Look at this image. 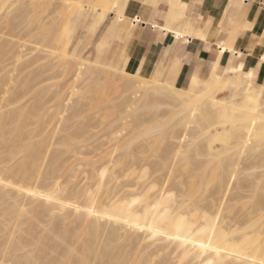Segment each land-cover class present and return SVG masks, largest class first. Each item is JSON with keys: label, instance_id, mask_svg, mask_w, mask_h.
Returning a JSON list of instances; mask_svg holds the SVG:
<instances>
[{"label": "bare ground", "instance_id": "6f19581e", "mask_svg": "<svg viewBox=\"0 0 264 264\" xmlns=\"http://www.w3.org/2000/svg\"><path fill=\"white\" fill-rule=\"evenodd\" d=\"M8 1L0 0L3 25L34 20L42 28L54 26L45 29L47 35L42 31L47 41L45 36L38 40L41 32L35 39L45 41L40 60L51 57L41 75L58 67L73 82L95 73L117 78L113 84L126 92L117 112L134 113L140 102L147 109L165 103L181 114L176 124L181 129L152 135L154 128L148 127L122 134L116 125L117 131L89 136L94 121L76 120L85 110L81 98L69 104L82 84L78 88L72 82L65 96L54 92L59 114L69 106L71 111L58 117L49 133L40 122L46 112L41 91L30 104H18L45 76L39 78L33 67L18 83L14 70L3 64L10 71L0 75V264H264V47L258 45L263 52L246 68V54L235 47L236 31L243 27L242 12L235 9L227 17V25L232 24L227 36L214 39L236 0H223L215 19L203 27L194 22L200 13L186 15V0H150L152 6L133 15L128 14L133 0H59V20L46 24L31 14L35 0H16L18 8L12 1L15 12ZM8 5L14 12L10 17ZM160 8L162 21L148 18ZM88 11L91 18L76 35ZM146 25L157 35V47L167 37L181 39L185 47L193 39L206 50L215 45L207 75L192 73L187 87L180 88L175 83L182 54L161 71L160 63L152 70L156 57L149 52L127 71L128 46ZM10 41L1 42L0 61L15 46ZM35 42L34 50L40 51ZM23 48L6 57L14 58L10 64L16 62V69ZM142 109L129 119L117 114L121 126L129 123L134 131L148 121Z\"/></svg>", "mask_w": 264, "mask_h": 264}, {"label": "rangeland", "instance_id": "374dc122", "mask_svg": "<svg viewBox=\"0 0 264 264\" xmlns=\"http://www.w3.org/2000/svg\"><path fill=\"white\" fill-rule=\"evenodd\" d=\"M14 2V0H11V2ZM49 0H38V1H34L35 2V6H34V10L32 11L33 13H31V14H37V16H35V17H37L38 18V20H39V18H41V20L46 24V22L45 21H49L50 19L51 20H53V21H55V22H57L58 20H59V17H60V14H59V12H60V7H57L56 5H55V3H59V0H51L53 3L52 4H49L48 5V7H46V5H47V2H48ZM13 2L11 3V5L13 4ZM16 2V3H15ZM15 2H14V7L15 8H18V6H20L19 4H18V6L16 5L17 4V1L15 0ZM39 2L42 4L41 6H40V4H39ZM151 3V2H150ZM8 4H10V0L8 1ZM46 4V5H45ZM13 5L12 6H10L11 8L13 7ZM40 6V7H39ZM7 7H9V5L7 6ZM8 8V9H11V8ZM45 8L46 7V9L47 10H45V9H42V10H39L40 8ZM39 8V9H38ZM8 9H5V10H3L4 12L7 10L8 11ZM13 9V11L15 12V10H14V8H12ZM12 9L11 10H9L10 12H9V14H8V16L10 17V16H12V14L14 13L13 11H12ZM38 9V10H37ZM45 10V11H44ZM160 10L161 11H158V14H163V8H160ZM7 11L5 12V13H7ZM39 11V12H38ZM41 11H44V12H41ZM3 12V13H4ZM12 12V13H11ZM34 12H36V13H34ZM38 12V13H37ZM11 13V14H10ZM2 14V12L0 13V15ZM128 14L130 15V12L128 11ZM2 17H0V35H1V38L3 37V35H5L3 38L5 39V38H8V40L6 39V40H4L3 38H2V40H1V38H0V44H1V42L2 43H4L5 41H10V39L11 40H16L17 38L18 39H20L19 41H18V39H17V41H15L16 42V44H15V42H12V41H10L11 43H14L15 44V46H13L14 47V50L16 49V48H18V49H20V47H21V49L20 50H22V48H23V46H24V53H23V57L18 61V63L19 62H21V60L23 59V61L21 62V63H19V68L18 69H16V65H17V63L16 62H14L15 64V66H13V65H11V64H13L12 63V60L14 59V58H12L11 59V61H10V58L13 56L14 57V54L12 55L11 53L12 52H18L19 50L18 49H16V51H14L13 50V47H12V51L10 52V54L9 53H7L5 56H4V58H5V62H3L2 63V61H4V58H3V60L2 61H0V66H1V69H3V70H1V72H0V75H4V73H3V71L4 72H8V70H7V68H4L3 66L7 63V65H8V68H10V70H14L13 71V74H15L17 77H18V79H19V77H20V79L19 80H17L16 78L17 77H15V80H16V82H18L19 83V81L22 79V75L23 74H25L26 72H28V71H30V69L31 70H33L34 68V71H37V72H39V71H41V69L40 68H42L43 69V71H44V64L47 62H49V61H51V57H44V58H42L43 56V54H45V52H42V54L40 53L41 52V49H43V46H42V44L45 42V41H47L48 39V37H46V35H47V33H46V28L47 27H49L50 25H46L44 28H42V26H44V25H42V23L41 24H39V23H37V21H26V20H23V21H21V20H17V22L19 23V22H22V23H19V25H15V26H12V25H10L9 23H7V24H4L3 25V22L2 21H6V19H4V16H3V14L1 15ZM5 16H6V14H5ZM47 16V17H46ZM32 17H33V15H32ZM44 18V19H43ZM90 18H91V13H90V11H88L86 14H85V21H84V23L82 24L83 26L81 27V28H79V31H78V33H76V35H79L80 34V32H82V31H84V29H85V25H87L88 24V22H89V20H90ZM3 19V20H2ZM46 19V20H45ZM2 20V21H1ZM50 20V21H51ZM42 21H40L39 20V22H42ZM7 22V21H6ZM6 22H4V23H6ZM32 24H31V23ZM26 23H28L29 25H30V27H28L27 25H25ZM37 23V24H36ZM49 23V22H48ZM47 23V24H48ZM10 25L9 27H6L7 25ZM22 24V26H23V28L24 29H21L20 30V25ZM16 26H18V27H16ZM27 26V27H26ZM41 26V27H40ZM26 27V28H25ZM40 27V28H39ZM51 27V29H54V26H50ZM10 28V29H9ZM11 28H13L12 30H11ZM16 28H18V30L16 29ZM30 28V29H32V32H34V34L33 35H31L30 36V34H28V33H26L27 31H28V29ZM36 30H35V29ZM38 28V29H37ZM9 29V30H8ZM27 31H26V30ZM29 29V30H30ZM34 29V30H33ZM10 30H11V33H10ZM23 30V31H22ZM45 31L43 34H45L46 33V35H43L42 34V31ZM8 31V32H7ZM18 31V32H17ZM20 31H21V33H20ZM38 31V32H37ZM3 32L5 33V34H3ZM12 32H14V34L12 33ZM31 32V31H30ZM36 32H37V34H36ZM39 32H41V34L42 35H40V36H42L41 38H38V37H36L37 35H38V33ZM12 34V36H11V38H10V36L8 35L7 36V34ZM15 35V37L16 38H14L13 36ZM7 36V37H6ZM39 36V35H38ZM44 36L46 37V39H44L45 41H43L42 42V44H38L39 42L38 41H36L35 39H37L38 38V40L40 39H42V38H44ZM141 37V36H140ZM23 38V39H22ZM13 40V41H14ZM22 40H24V41H22ZM36 42H35V41ZM39 40V41H40ZM21 41V42H20ZM27 41V42H26ZM42 41V40H41ZM17 42H18V44H17ZM22 42H24L23 43V45L22 46H18L19 44H22ZM26 42V43H25ZM37 43V46H36V48L39 46V47H41L42 46V48H40V51H35V50H38V49H35L34 50V48H35V44L34 45H32V43ZM13 44V45H14ZM26 46H25V45ZM16 45H17V47H16ZM16 47V48H15ZM164 47V46H163ZM27 48V49H26ZM33 50V51H31L30 52V50ZM45 49V48H44ZM43 49V50H44ZM89 49H91V46H89L88 48H84L83 49V51H82V53H88V50ZM145 49H146V43H144L143 45H141L140 46V48H139V52H138V55H140L141 53H143L144 51H145ZM25 51H26V53H25ZM28 52V53H27ZM165 53V47L163 48V54ZM35 54H38V55H35ZM11 56L10 58H9V60L8 61H10L9 63H8V61H7V58L6 57H8V56ZM37 56V57H35L36 58V61H34L35 60V58H33V59H31V60H28V59H30L28 56ZM40 56H42L41 58V60H40ZM25 57H26V60H25ZM39 57V58H38ZM162 57H163V55H162ZM162 57L159 59V60H157L156 58H155V60L153 61V66H152V70L154 69V66H156L158 63H160L161 64V71H164V69H165V66L163 65V60H162ZM136 58V57H135ZM135 58H133V60H132V62L128 65V68H127V71H129V72H132L133 71V69H134V65H135V61H136V59ZM37 59H39V60H37ZM14 61V60H13ZM26 61V62H25ZM30 62V61H32V63H34L33 65H32V63L30 64L31 66H28L29 65V63L28 62ZM38 61V62H37ZM37 63V65H36V63ZM11 63V64H10ZM26 63H28V65H26V67L24 66L23 67V64L25 65ZM43 64V67H40V66H42V65H40V64ZM46 63V64H47ZM4 64V65H3ZM45 64V65H46ZM6 65V66H7ZM12 66H13V68H12ZM17 66V67H18ZM132 66V67H131ZM3 67V68H2ZM15 67V68H14ZM21 67L23 68V69H21ZM34 67V68H33ZM26 68V69H25ZM33 68V69H32ZM38 70H37V69ZM6 70V71H5ZM9 70V71H10ZM17 70H18V73H15V72H17ZM48 70V69H47ZM46 70V71H47ZM19 71H20V73H19ZM42 71V75H41V73H40V75L41 76H39V78H43L44 76L45 77H47L46 75L47 74H50V73H53L52 75H51V77L50 78H43L41 81H40V79H38L39 81H38V83L35 85V87H34V90H32V91H30L28 94H26L24 97H22L23 99H21L20 100V102H18V104H26V105H28V104H30L33 100H34V98H35V94H39V93H37V92H39V91H41L42 93H41V95L43 94V99H44V102H45V113H44V115L42 116V120H40V122L42 121V122H44V124H45V130L47 131V132H49V133H51L52 132V130H53V128L55 127V125H56V122H57V119H58V117H59V119L61 118V116H65V115H67L68 113H70V111H71V107L69 106V108H66L67 110L64 112L63 111V114H62V110H61V107H59V109L56 107H54V105H55V100H54V92L55 91H59L62 95H66L67 93H68V91L70 90V87L72 86V79H71V74L70 75H66V76H63L62 75V73L60 72V68H58V67H55L52 71H50V70H48V72H43ZM24 72V73H23ZM45 73V74H44ZM17 74H19V75H17ZM44 75V76H43ZM89 76V74H86V75H83V77L81 76L79 79H77V80H75L74 82H73V84L75 83V85L77 86V85H79V86H77L78 88L80 87V84H81V87L79 88L80 90H79V92L78 93H76L75 94V99L76 100H74V96L72 95L71 97V99H70V102H69V104L72 102H77V101H79L80 99L79 98H81V100H80V102H82V103H80L83 107V109H85L84 110V112H83V116L81 117V116H79V117H76L75 119L77 120V121H80V120H82V119H84V118H86L87 120H89V122L90 123H92V121H94V123H93V125L90 127V128H88V131H87V135H96V136H98V135H102V133H107L108 132V134H109V132L110 131H117L118 129L117 128H121L120 130L123 132H120V133H122V134H133V133H142L143 131H144V129H146V128H148V127H152V128H154L153 129V132L151 131V133H152V135H160V134H164V133H171V132H173L174 130L175 131H177V130H179V129H181L180 128V125H176L177 123H178V120L180 119V117H181V114H178V113H176L174 110H172L171 109V106H169L168 104H162V103H160V104H157V106L156 107H153V108H151V109H147L146 107H142V106H140L141 104V102L140 103H137L138 105H135L134 107L136 108H139L140 110L142 109V114H144L145 116H142L141 115V117H143L144 119H147L148 121H146L143 125H141L140 127H138L137 129H135L134 131H131L132 129L130 128V126H131V124H129L128 123V125H130V126H128V125H126V127L124 126H121V118L119 119L118 117V115L117 114H119L121 117H125V116H127V115H129V116H127L128 117V119L129 118H131V115L132 114H135V113H140L141 114V111L139 112V109H137L136 108V110H138L137 112H136V110L134 111V113H130V111L127 113V112H125V113H121V112H117V111H119L118 109H120V104L122 103V100L124 99V98H122L123 96H121V95H125L126 96V92H123V90H121L120 89V86L118 85V83H115V84H113L114 82H117L116 80H117V78L115 79L114 77H109L108 78V76H106L105 77V75H103V74H98V73H95V74H91L90 76H95L96 77V75H97V78H96V80L94 79V81L92 80V78H95L94 76L91 78L90 76H89V78H88V76ZM43 76V77H42ZM50 76V75H49ZM68 76V77H67ZM106 79L107 78V80H105L104 78ZM161 78H162V74H161V76H160ZM83 78V79H82ZM87 78V81L86 80H84V79H86ZM104 80H103V79ZM68 79H70V80H68ZM82 79V80H81ZM89 79V80H88ZM91 79V80H90ZM97 79H100V80H98L97 81ZM112 81H111V80ZM68 80V81H67ZM109 80H110V82H109ZM85 83H84V82ZM90 81V82H89ZM92 81V82H91ZM114 81V82H113ZM78 82V83H77ZM86 82H88V83H86ZM184 84V85H183ZM14 85H17V83L16 84H11L10 86L11 87H14ZM116 85V86H115ZM187 85H188V83L185 85V80H184V78L183 77H181V79H180V84H177V86L178 87H180V88H186L187 87ZM68 86H70V87H68ZM118 89H117V88ZM68 90V91H67ZM122 92V94L120 93V91ZM65 92H66V94H65ZM124 96V97H125ZM76 97H79V98H76ZM83 97V98H82ZM122 98V99H121ZM78 99V100H77ZM22 101V102H21ZM124 101V100H123ZM27 102V103H26ZM119 102V103H118ZM112 103H118L117 105L116 104H114V106H113V104ZM62 104V103H61ZM111 104H112V106H111ZM140 104V105H139ZM71 105V104H70ZM10 106V108L11 107H13V105H9ZM61 106V105H60ZM84 106H85V108H84ZM116 106H118V107H116ZM6 107V106H5ZM5 107L3 108L4 109V111L5 110H7L9 107L7 106L6 107V109H5ZM108 107V108H107ZM112 107V108H111ZM63 109V108H62ZM70 111H69V110ZM114 109V110H113ZM59 110H61L60 111V113H61V115L59 114ZM110 110V111H109ZM112 111V112H111ZM117 113H116V112ZM144 112V113H143ZM127 113V114H126ZM130 113V114H129ZM124 114V115H123ZM126 114V115H125ZM158 115V116H157ZM120 120V121H117L118 119ZM117 119V120H116ZM85 120V119H84ZM83 121V120H82ZM118 122V123H117ZM131 123V122H130ZM163 125L162 126V128L160 127L159 129H156L155 128V125L158 127L159 125ZM117 125V126H116ZM117 128H116V127ZM123 127V128H122ZM116 130H115V129ZM112 129H114V130H112ZM125 129V130H124ZM162 129V130H161ZM161 130V131H160ZM129 132V133H128ZM130 132H132V133H130ZM62 132H60L59 134H57L56 135V137H59V135L61 134ZM107 135V134H106ZM148 135H150V134H148ZM148 135H142V137H145V136H148ZM54 139H56L55 137L53 138V140ZM77 144L79 145V144H81V143H79V142H77ZM163 145H165L166 146V143L164 142V143H162L160 146L161 147H164ZM52 146H54V147H56V145H52ZM262 146H260L259 148H261ZM263 149H264V146L262 147ZM259 151H261L260 149H258ZM85 166V165H84ZM83 166V167H84ZM78 181V180H77Z\"/></svg>", "mask_w": 264, "mask_h": 264}, {"label": "crops", "instance_id": "0c3cea01", "mask_svg": "<svg viewBox=\"0 0 264 264\" xmlns=\"http://www.w3.org/2000/svg\"><path fill=\"white\" fill-rule=\"evenodd\" d=\"M186 1L188 5L186 15L193 16L192 14L195 12L200 13V15L194 19L197 27H203L207 20L213 21L224 2L223 0ZM261 2L264 3V0H253L252 3L245 0L242 4L236 0V2H234L235 4L231 3L220 24L221 29L214 38L215 41H218L226 37V29H229V27L232 26V24L227 25V17L229 16L230 11L232 9L241 11L242 13L239 18V24L243 27L238 28L236 31L237 43L235 44V47L242 50L246 54V68L253 66L256 63L257 57L261 54V52H263V49L259 47H264V6L258 9V5ZM132 4H134V6L128 10L130 15L137 13L144 5L148 4L152 6L150 0H133ZM250 11L253 13L252 16L249 15ZM148 18L162 21V16L158 13L156 15L150 13L148 14ZM230 20H234V16L231 15ZM144 43H146V49L143 53L138 55L139 48ZM156 44L157 35L154 33L150 25H146L143 31L140 30L135 40L128 46V54L132 55L129 58L128 65L132 62L134 57H136L135 65H137L139 59L144 58L149 52L154 55L157 60H159L163 55V65L166 68L172 57L176 55L180 56L182 54L181 59L184 61V64L177 76L175 83L176 86L177 84H180L181 77L184 78L186 85L192 73L199 76L207 75L209 72L208 61L211 59V54L216 48L215 45H211L206 50L203 42L194 39L188 43L187 47H185L181 39L172 40L168 37L163 40L159 47H157ZM163 46L165 47L164 54ZM135 65L134 68L136 67ZM242 83L244 84L243 80Z\"/></svg>", "mask_w": 264, "mask_h": 264}]
</instances>
